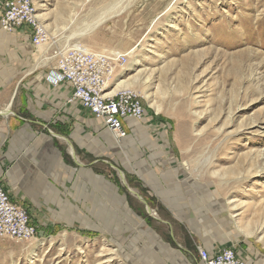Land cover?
<instances>
[{
  "label": "rangeland",
  "instance_id": "rangeland-1",
  "mask_svg": "<svg viewBox=\"0 0 264 264\" xmlns=\"http://www.w3.org/2000/svg\"><path fill=\"white\" fill-rule=\"evenodd\" d=\"M32 3L50 41L0 33V87L27 86L57 49L139 43L110 87L136 90L144 115L119 143L77 102L76 121L45 129L72 169L41 203L6 188L36 233L0 238V264H200L207 243L264 264V0Z\"/></svg>",
  "mask_w": 264,
  "mask_h": 264
},
{
  "label": "built area",
  "instance_id": "built-area-1",
  "mask_svg": "<svg viewBox=\"0 0 264 264\" xmlns=\"http://www.w3.org/2000/svg\"><path fill=\"white\" fill-rule=\"evenodd\" d=\"M0 8L3 32L27 29L35 47L50 41L49 32L38 19L32 0H0ZM53 57L55 66L48 71L46 81L51 85L67 83L72 89L68 102H77L88 109L116 142L126 137L130 123L143 118L144 105L136 90L109 91L116 68L126 66L128 53L90 52L77 45L54 50ZM35 233L36 227L26 209L12 202L0 181V238L30 241ZM198 258L200 264H246L231 248L213 255L199 248Z\"/></svg>",
  "mask_w": 264,
  "mask_h": 264
},
{
  "label": "crops",
  "instance_id": "crops-1",
  "mask_svg": "<svg viewBox=\"0 0 264 264\" xmlns=\"http://www.w3.org/2000/svg\"><path fill=\"white\" fill-rule=\"evenodd\" d=\"M0 33L5 32L0 29ZM10 34H14L17 39H28L26 40L28 48L36 49L26 36L27 29H19ZM54 66L55 60L46 73L30 74L32 77L27 86L0 87V177L4 176L5 184L0 181L7 193L6 188L13 190L14 193H21L19 198H23L25 193L40 190V203L44 201L46 193L60 192L58 186L61 185V180L66 181L62 176L64 169H68V174L72 169L63 161L62 155L67 154L57 147L56 135L49 131L45 132V129L52 125H70L72 120L77 119L75 105L68 102L72 93L71 87L65 82L51 85L45 79L48 71ZM91 117L103 131L105 130L104 133H109L92 114ZM79 121L87 133H92V122L82 118ZM69 146L68 154L71 155L73 162L79 165L75 152L71 145ZM84 150L82 154L86 153ZM75 198L74 196L72 200L76 201ZM204 247L210 254L222 248L214 243L204 244ZM236 254L242 256L239 252Z\"/></svg>",
  "mask_w": 264,
  "mask_h": 264
},
{
  "label": "bare ground",
  "instance_id": "bare-ground-1",
  "mask_svg": "<svg viewBox=\"0 0 264 264\" xmlns=\"http://www.w3.org/2000/svg\"><path fill=\"white\" fill-rule=\"evenodd\" d=\"M172 2V1H171ZM168 6H170V5H168ZM165 12H168V8H166V9H164V10H162V12H160L157 16H156V18L152 21V24H154V22L156 21V19L160 16V15H163ZM115 13V12H114ZM102 22V21H101ZM157 22V21H156ZM151 27H153V26H151ZM150 29V28H149ZM74 46H77V45H74ZM79 46H81V47H83L84 49H86L87 51H90V52H93V51H91L88 47H86L85 45H79ZM139 46V43H136L135 45H133V47H130L129 49H126V50H124V51H115V52H113V53H128V55L130 56L133 52H135V50L137 49V47ZM41 49L39 46L38 47H36V49ZM134 81V80H133ZM131 82V81H130ZM128 83V82H127ZM133 83V82H132ZM131 83V84H132ZM122 88H127V86L126 85H124V83H121V84H118L115 88H113V89H111V90H109L110 91V93H114V92H116V91H118V90H120V89H122ZM120 177H121V179H122V181H123V183H124V178H123V175H122V173L120 172ZM152 213V212H151Z\"/></svg>",
  "mask_w": 264,
  "mask_h": 264
},
{
  "label": "water",
  "instance_id": "water-1",
  "mask_svg": "<svg viewBox=\"0 0 264 264\" xmlns=\"http://www.w3.org/2000/svg\"><path fill=\"white\" fill-rule=\"evenodd\" d=\"M72 155H73V157H74V153H73V152H72ZM74 160H75V159H74ZM75 162L78 163L76 160H75ZM128 189H129V188H128ZM129 191L132 192V193H134V194L136 195V197L138 198V200H139V201L145 206L146 211H147L148 213H150L151 210H150V208L148 207L146 201H145V200H144L139 194L135 193L134 191H132V190H130V189H129Z\"/></svg>",
  "mask_w": 264,
  "mask_h": 264
}]
</instances>
